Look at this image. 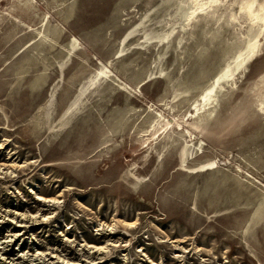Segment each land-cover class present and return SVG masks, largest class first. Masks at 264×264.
Masks as SVG:
<instances>
[{
	"label": "rangeland",
	"instance_id": "374dc122",
	"mask_svg": "<svg viewBox=\"0 0 264 264\" xmlns=\"http://www.w3.org/2000/svg\"><path fill=\"white\" fill-rule=\"evenodd\" d=\"M260 6L0 0V264H264Z\"/></svg>",
	"mask_w": 264,
	"mask_h": 264
},
{
	"label": "bare ground",
	"instance_id": "6f19581e",
	"mask_svg": "<svg viewBox=\"0 0 264 264\" xmlns=\"http://www.w3.org/2000/svg\"><path fill=\"white\" fill-rule=\"evenodd\" d=\"M245 7H247L249 10H252L253 2L252 1H249L248 4H247V6H245ZM263 9H264L263 6H260V10H263ZM260 19H262L264 21V15H262L260 17ZM256 48H257V43L256 42L249 44L248 49H247V52H246V57L243 59L242 64L245 63V61L249 57H252L254 55ZM239 65H241V62L239 63Z\"/></svg>",
	"mask_w": 264,
	"mask_h": 264
}]
</instances>
